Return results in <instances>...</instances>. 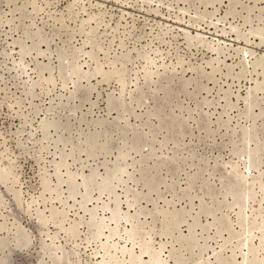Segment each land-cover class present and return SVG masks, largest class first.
Instances as JSON below:
<instances>
[{"label": "rangeland", "instance_id": "1", "mask_svg": "<svg viewBox=\"0 0 264 264\" xmlns=\"http://www.w3.org/2000/svg\"><path fill=\"white\" fill-rule=\"evenodd\" d=\"M256 262L264 0H0V264Z\"/></svg>", "mask_w": 264, "mask_h": 264}, {"label": "bare ground", "instance_id": "2", "mask_svg": "<svg viewBox=\"0 0 264 264\" xmlns=\"http://www.w3.org/2000/svg\"><path fill=\"white\" fill-rule=\"evenodd\" d=\"M112 215H113V214H112ZM124 247H125V246H124ZM139 258H140V257H139ZM153 258H154V257H153ZM150 259H151V258H150ZM160 260H161V259H160ZM160 260H158V261H160ZM220 260H221V259H220ZM155 261H156V260H155ZM158 261H157V262H158ZM160 262H161V261H160ZM252 262H253V261H252ZM252 262H250V263H252ZM161 263H162V262H161ZM159 264H160V263H159ZM256 264H257V262H256Z\"/></svg>", "mask_w": 264, "mask_h": 264}]
</instances>
